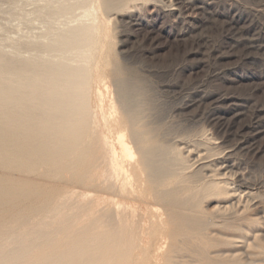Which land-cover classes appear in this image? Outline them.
<instances>
[{
    "label": "bare ground",
    "instance_id": "obj_1",
    "mask_svg": "<svg viewBox=\"0 0 264 264\" xmlns=\"http://www.w3.org/2000/svg\"><path fill=\"white\" fill-rule=\"evenodd\" d=\"M162 1L166 11L173 15L194 6L192 0ZM90 2L77 0L75 4L93 10L83 14L86 21L56 34L49 29L50 35L53 34L49 43L43 44V40L38 41L41 45H33L41 53H52V56L57 53L56 57L70 52L71 56H78L73 64L49 57L23 58L24 42L13 45L16 50L13 54L4 53L0 47V264H256L260 261L258 256L264 254V245L257 243L264 233L255 229L264 222V196L253 188L252 180H248L233 161V148L223 146L224 138L217 141L213 136L217 142L212 141L211 148L215 153L221 150L217 157H211L210 150H200L203 146L199 150L189 149L186 157L192 162L187 164L201 173L200 184L205 181L199 191L196 189L199 192L196 196L202 200L207 197L209 204L218 201L219 205L209 212H195L193 206L189 209L187 201H194V192L190 191V197L194 194L192 199L184 198L186 195L185 200L169 197L176 194L174 187L178 192L179 182V186L170 185L169 192L161 191L162 188L159 191L179 167L174 165L176 160L168 157L167 151H172L166 148L168 139L156 147L143 146L154 138L162 118L159 115L151 121L148 118L143 131L130 130L128 121L136 124L135 120L156 105L148 88L124 80L125 77L112 81L115 101L105 104L104 91L109 87L105 82L107 74L99 68L93 72L89 54L106 29L95 6L88 5ZM121 2L123 0H103V8L111 11ZM71 7L70 3H63L54 12H65ZM52 21L49 23L53 24ZM40 52V56L43 55ZM95 87L93 100L91 93ZM177 144L176 141L174 145ZM174 153L178 156V151ZM72 194L86 200L87 204L81 203L79 211L87 214L78 211V215L87 218V223L85 219L86 224L80 225L82 217H78L77 222V212L74 214L71 208L75 205L79 208L78 202L75 205L71 202L69 212L74 216L64 221L63 233L69 234V239L62 244L55 237L58 227L50 230L47 227L50 220L47 224L44 219L48 213L67 211ZM101 204L105 206L100 208ZM199 207L204 209L205 206ZM35 217H41L45 224L35 225ZM75 221L82 228L76 226L78 230L75 229ZM27 228L32 230L26 235ZM40 247L47 251L34 254L35 258L31 256V251ZM256 248H262L263 252H252ZM157 257L160 262H155ZM261 262L264 264V258Z\"/></svg>",
    "mask_w": 264,
    "mask_h": 264
},
{
    "label": "rangeland",
    "instance_id": "obj_2",
    "mask_svg": "<svg viewBox=\"0 0 264 264\" xmlns=\"http://www.w3.org/2000/svg\"><path fill=\"white\" fill-rule=\"evenodd\" d=\"M76 1L77 0H0V28L2 27L0 29V47L3 48V51L5 50L4 53L7 51L10 52L8 54H13L16 52V50L13 49L15 48L13 45L17 46L18 44H22L24 42L23 44L25 48L23 47L24 50L21 49V55L24 56L23 58H28L29 56L30 58L49 57L55 61H66L71 62L70 64H73L78 56H71L70 52L69 54L67 53L66 55H63V57L62 55L60 57L59 53L57 57L54 56L57 53H54L53 56L52 53H50L48 56L46 54L48 52L41 53L40 51L36 50L33 45H35V43L39 45L42 43L44 44V42H46L45 44L49 43L48 39L52 38L54 34L52 29L56 34L60 30L62 32V30H65V28L67 29L83 21H86V18H84L85 16L83 14L93 10L91 8V10L83 7L79 8V6L75 5ZM161 1L162 0H123L124 3L121 2L118 5L119 7L117 6L116 8L111 9V11H106L103 8V0H91V2L88 4L92 7L95 6L94 8L97 12V15L104 20V29H106L107 32L106 35V32H103L104 34L102 33L103 35L98 39V41H96L97 44L92 51L90 50L91 54H89V51L85 52L84 50L87 55L89 54L92 57L89 58L90 60H88L91 62L90 67L92 68L93 72H95V69L99 68L107 74L105 82L108 83L109 87L108 90L106 89L104 91L105 104L110 105L115 101V87L111 85L112 81L115 79L120 80L125 77L124 80L133 82L134 84H140L150 90L156 106L151 110H146L143 113L145 116L142 114L139 119L135 120L136 124L132 123L131 121H128L129 124H127L128 126H131H129V128L130 130L132 129L133 132H140L146 129L145 125L147 122H149L148 118L149 120H152V118L157 115L162 118L157 124L158 126H156L158 132L155 134L154 138H151V141L147 144H144L143 146L148 149L162 145L169 141V144L166 143L168 145H166V148L169 147L168 149L172 151L170 152L167 149V153L169 152L170 154H174L176 156L174 157L168 153V157L170 156L169 158L174 160V162L176 160L177 162L181 163L179 165V163L175 162L174 165L180 167L183 164L184 168L188 167L186 170L183 168L184 172L181 170L183 166L176 168V170L174 168L173 170L175 171H173L174 174L171 177L172 179L170 178L166 184L158 188L159 191L162 188L161 191L168 190L166 192H169V190L172 188L171 186H179L180 184L181 186H179V189H181V191L178 189L177 192V188L175 187L172 189H175L174 194L176 192V194L173 195L175 197L169 196L172 199H178V197L180 200H185L184 198L187 197L192 199L194 194L192 197L190 196L194 192V201L192 199L189 200L191 203H189V201H187V203L189 204L188 208L193 206L195 209L193 210L195 212H201L202 210H208L207 212H209L219 205L218 201H214L209 204L207 197H204L202 200V198L196 196L197 194L199 195V188L201 185L203 186V184H205V181L202 179L204 182L201 181L202 183L200 184L202 175L193 168V165H189L192 164V162L186 156H188L187 152L189 149L196 150L197 148V150H199L203 146V148L200 150H210L209 155H211V157L213 155V157H217L221 153V150H217L216 154L214 152L215 150L211 148V145L213 142L216 140L218 141V139L221 138L226 140V143H224L223 146H231L233 148V161L237 163L240 169H242V172L246 175V177L250 178L247 179L250 181L252 180L251 182L249 181L250 184L254 186V189L257 188L256 190L261 194V197H263L264 0H192L194 6L189 8L187 12L175 15L168 13L164 8V2L162 1V3ZM67 2L72 6L70 10L65 12H54L56 10L55 8ZM7 3L10 4L8 5ZM98 8L101 10V13L100 11L98 12ZM47 9L49 12H47ZM13 13L15 17L18 14L16 17L17 19L13 16ZM54 16L57 17L55 21L58 23L54 21ZM76 16L78 18H75ZM44 19L47 21V23ZM49 19L51 21L53 19V24L49 23L51 22ZM63 22L66 24L64 25ZM48 23L51 25L49 28L47 25ZM60 27L62 28L59 29ZM49 29L52 31L51 33H53L51 34L52 36L50 35V31H47ZM47 36H49V38ZM32 37H35V39ZM5 38L7 40H5ZM18 38L21 40H18ZM10 39H13V41L16 43H14L12 40L11 42ZM6 41L8 42L7 44L9 46L6 44ZM38 41L43 42L40 44ZM252 44L253 46H251ZM27 47L31 48L33 51ZM39 52L43 55L40 56ZM71 53L74 54L76 52L72 51ZM67 55L68 57H64ZM59 57L61 59H59ZM70 57H74L73 59L71 58L72 61ZM68 59H70V61H68ZM96 92L97 89L95 87L94 91L91 93L93 100H95L94 98ZM188 102L193 104H189ZM189 117L191 119H189ZM140 118H143V121ZM133 128L136 129L134 130ZM217 135H220L218 136L219 138H217ZM163 136H167L168 138ZM212 136L216 140H213ZM165 139H168V141ZM170 139L174 143H172ZM176 141L179 143V145H174L176 144ZM185 145L187 147H184ZM193 145H195V147ZM206 146H209V149H207L208 147ZM174 149L176 153L178 151V156L174 153ZM184 157H186V159ZM184 162L189 164L185 165ZM185 171L190 175H188ZM195 171L196 173H194ZM249 172L252 175H250ZM199 175H201V178ZM181 177L187 178L189 180L192 178L191 180H193V182L191 180L187 181V179L185 180L184 178L182 179ZM193 177H196L195 180ZM178 179L179 181H177ZM194 181L198 182L195 183ZM255 181H257L258 184L255 183ZM189 182L192 183V186ZM193 185L196 186V188L193 187ZM190 191L192 193H190ZM172 192L170 193L172 194ZM185 195L186 197H184ZM70 197L73 198L70 199ZM70 197V203L68 202L69 204L67 211L63 209L61 212H56L57 214L48 213L45 215L46 221L44 219V222L46 223L48 219L50 220L48 221L49 225L47 226L50 230L58 227V229H56V235H54L62 244L66 243V241L69 239V236H67L69 234H65V232L63 233L62 229V227L65 225L64 221L66 217H73L77 212L75 215V217L77 216V220L78 217L79 219L81 217L83 219L81 218L82 222H79V220L76 221L79 222L80 225L87 223V218H85V220L83 215L79 216L84 212L82 209L81 212L79 211L81 208V203L83 205L86 200L79 198L77 199V196L74 197L73 194ZM169 197L168 199L172 200ZM71 202L74 203L73 205L78 202L79 208L77 205H75L76 207L72 206L71 208L74 214L69 212ZM197 202H199V206H205L204 209H202V207H199L201 209H198V205H196ZM200 203L204 205H200ZM103 206L105 205L101 204L100 208H103ZM141 210L144 211V208ZM63 211L65 212L63 213ZM86 214L87 212L85 215ZM84 220L86 223L83 222ZM33 221H35V225L41 226L45 224L42 222L41 217H38V219L35 217ZM76 221L73 222L74 228L76 226L78 229L82 228L80 225L78 226ZM53 223L54 225H56V223L58 225L54 227L52 226ZM77 227L75 229H77ZM59 228L62 230H60V234L58 231ZM255 229L258 232L261 231L264 233V222L257 224ZM31 230L32 228H27L26 235ZM53 233H55V231H53ZM57 235L59 236L57 237ZM257 243L264 245V237L259 238ZM45 249L46 248L41 249V247L40 250L33 249L35 252L32 250L31 252L33 253H31V256H34V254L36 256V254L40 251V253L47 251ZM252 252L261 253L263 252V249L256 248L253 249ZM263 258L264 254L259 255L257 260L260 261L256 264H263L261 262ZM160 260V257H157L155 262H160Z\"/></svg>",
    "mask_w": 264,
    "mask_h": 264
}]
</instances>
